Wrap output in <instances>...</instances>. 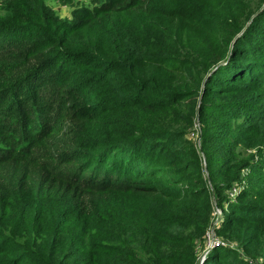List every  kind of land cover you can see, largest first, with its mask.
I'll list each match as a JSON object with an SVG mask.
<instances>
[{"label": "trees", "instance_id": "trees-1", "mask_svg": "<svg viewBox=\"0 0 264 264\" xmlns=\"http://www.w3.org/2000/svg\"><path fill=\"white\" fill-rule=\"evenodd\" d=\"M209 229L201 264H264V0H0V264H199Z\"/></svg>", "mask_w": 264, "mask_h": 264}, {"label": "built area", "instance_id": "built-area-1", "mask_svg": "<svg viewBox=\"0 0 264 264\" xmlns=\"http://www.w3.org/2000/svg\"><path fill=\"white\" fill-rule=\"evenodd\" d=\"M240 187H236L233 186L229 191H228V195L233 198L239 190ZM215 217H217L214 220V223L217 221L219 215H220V211L218 209H215L214 211ZM206 243V248L204 250V252L200 255L198 253V263L201 264L206 256V254L208 253L209 249L211 247H213L214 245H218V244H226L225 242H222L220 239L216 238L213 234V230L209 229L205 235V242Z\"/></svg>", "mask_w": 264, "mask_h": 264}, {"label": "crops", "instance_id": "crops-1", "mask_svg": "<svg viewBox=\"0 0 264 264\" xmlns=\"http://www.w3.org/2000/svg\"><path fill=\"white\" fill-rule=\"evenodd\" d=\"M51 6L54 8V9H57V13L62 16V17H70V11H71V7L67 6V5H62V4H59L55 1H51ZM62 5V6H61Z\"/></svg>", "mask_w": 264, "mask_h": 264}, {"label": "rangeland", "instance_id": "rangeland-1", "mask_svg": "<svg viewBox=\"0 0 264 264\" xmlns=\"http://www.w3.org/2000/svg\"><path fill=\"white\" fill-rule=\"evenodd\" d=\"M88 1V0H87ZM79 2H81V3H83L84 4V2L86 3V0H84V1H82V0H79ZM62 6V5H61ZM54 10H56L57 11V9H54ZM58 12V11H57ZM62 17V16H61ZM194 129H198V125L196 124L195 126H194ZM191 137L193 138V139H196L197 138V133L195 132V133H191ZM217 217H215V219H216ZM205 248H206V243H204L203 245H201L199 248H198V253L201 255L203 252H204V250H205Z\"/></svg>", "mask_w": 264, "mask_h": 264}]
</instances>
